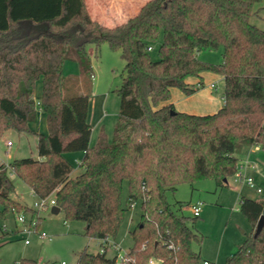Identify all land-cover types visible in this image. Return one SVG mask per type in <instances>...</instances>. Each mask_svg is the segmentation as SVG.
I'll return each mask as SVG.
<instances>
[{
	"label": "trees",
	"instance_id": "1",
	"mask_svg": "<svg viewBox=\"0 0 264 264\" xmlns=\"http://www.w3.org/2000/svg\"><path fill=\"white\" fill-rule=\"evenodd\" d=\"M263 4L148 0L135 15L107 27L91 18L85 0H0V138L10 130L37 136V158L0 162V221L14 212L36 213L13 199L14 177L36 198L53 197L64 219L84 222V236L97 242L114 241L126 211L139 201L140 220L129 231L132 244L124 264H147L151 258L200 264L192 249L198 235L168 203L167 193L206 179L227 187L241 150L252 144L264 149V29L252 21L260 18ZM160 35L158 59L152 60L149 51ZM103 42L121 51L125 73L117 89L113 139L108 142L101 133L90 147V56ZM219 48L220 64L198 59L199 52ZM67 63H75L78 74L66 75ZM205 73L223 78V106L206 115L176 111L171 90L192 95ZM194 79L198 86L190 82ZM39 112L45 114L47 134L28 127ZM69 152L82 153L77 175L65 158ZM183 206L178 202L177 210ZM238 211L251 232L224 264H264V227L254 237L264 199L241 197ZM77 264L117 262L84 249Z\"/></svg>",
	"mask_w": 264,
	"mask_h": 264
},
{
	"label": "rangeland",
	"instance_id": "2",
	"mask_svg": "<svg viewBox=\"0 0 264 264\" xmlns=\"http://www.w3.org/2000/svg\"><path fill=\"white\" fill-rule=\"evenodd\" d=\"M260 12V18L253 17L252 21L261 28H264V4ZM131 17V16H130ZM121 14L108 13L106 17L98 21L107 27L118 25L121 21ZM162 41L160 35L156 42L152 43V50L149 55L152 60L158 59V48ZM88 50L93 51L94 46ZM222 49L214 51H202L198 53V59L210 63L220 64L222 61ZM92 95L89 101V121L91 126L90 147L94 146L101 133L106 140L113 139L114 127L118 120L119 98L117 89L120 87L125 73V62L121 58V51L113 49L108 43L99 45L97 54H91ZM65 74H78V67L75 63L65 65ZM193 81H197L194 79ZM202 83L205 86L213 85L212 89L202 88L192 95H185L178 89H172L183 95L187 100L179 103L174 109L191 113H215L223 105L222 95L224 81L220 75L205 73L202 76ZM41 91V81H37L35 92L38 95ZM176 99L171 91L172 102ZM29 129L41 134H47L45 119L38 118L37 122L28 125ZM7 142L11 146H7ZM37 158V136L33 133H18L7 131L0 138V162L8 165L15 159ZM65 158L73 165V173L77 175L82 167L80 165L82 153L69 152ZM248 159L254 165L255 172L264 178V149L255 145L250 152L244 150L241 159ZM261 185V184H260ZM13 198L20 203L34 209V202L37 198L29 186L20 179L13 178ZM262 186L264 184L262 183ZM231 177L228 179V186L217 188L212 179L199 181L191 187L188 184H180L174 193H167V201L174 211L188 218L187 225L198 235V241L193 242L192 249L200 256V264L208 260L213 264H224L227 257L231 256L237 247L244 241L247 230L250 227L247 220L239 213V189ZM127 187L123 188V204L126 203ZM256 200L264 199L263 194L254 193ZM178 202L184 203L182 210H177ZM202 204L201 215L194 219L190 206L193 203ZM51 209L35 210L33 218L36 221L40 217L37 228L26 232L30 214H25L26 223L20 224L16 215L8 214L5 220L0 221V226H5L7 233L0 229V264H20L24 259L33 260L36 264H77L79 254L86 249L88 253L100 252L96 240L84 236L85 224L82 221H66L63 213L51 214ZM140 202L132 204L124 215V219L116 235L115 241L120 250L109 249L106 252L108 258L122 255L131 247L132 240L129 234L140 220Z\"/></svg>",
	"mask_w": 264,
	"mask_h": 264
},
{
	"label": "crops",
	"instance_id": "3",
	"mask_svg": "<svg viewBox=\"0 0 264 264\" xmlns=\"http://www.w3.org/2000/svg\"><path fill=\"white\" fill-rule=\"evenodd\" d=\"M146 1H148V0H85V4H86L88 13L90 14L91 18L94 19L95 21L99 22L100 21L99 19L100 18L102 19L103 17H106L108 13H112V14H116V15L119 13L122 16L121 21L119 22V24H120V23L124 22L126 19H128L130 16L135 15L138 12V10L140 9V7ZM100 24H102V23H100ZM102 25H104V24H102ZM104 26H106V25H104ZM38 81H41V79L38 80ZM190 82L193 83V84H196V81L191 80ZM195 86H198V84H196ZM202 88L212 89L213 85L211 84L210 86H205L203 84V86L200 89H202ZM171 91H173V93L175 94V97H176V99H174L173 102L171 100L174 108L177 107V105L179 103H183L184 101L187 100L183 95L179 94L178 92H175L174 90H171ZM40 95H41V91H40V93L38 95H36V92L34 90V100L38 101L39 98H40ZM183 110L184 109H180L178 112H185ZM89 113L90 112H89V109H88V121H89ZM185 113L195 114V115H206V114H209V113L198 114V113H191V112H187V111ZM39 117H41L42 119H45V114L39 112L38 113V118ZM254 146H255V144L245 146L241 150V152L238 154V158H239V163L248 164L249 165L248 168H246V170H245V174H246V176L250 177L253 180L255 187L254 188H250L245 183H239V182H236V184L239 187L238 188L239 189V195L241 197H247V198L256 200L254 198V193L258 194L257 191H256V188H260L262 190V192L259 193V194H263V192H264V186H262V183L264 184V178H263L262 175H259V173L255 172L254 165L249 163V160L247 158L246 159H241L242 158V152H244V150H246V149L251 152ZM73 175H74V173H73ZM13 199L18 201L15 198H13ZM49 208L51 209L50 211H51V214H53V215H56V214L60 213V211L59 212H55L53 210L54 209L53 207H48V208H45L44 210L49 209ZM0 227H1L0 229L2 230L3 233H7V229L5 228V226H0ZM246 230L248 232L247 233V235H248L251 232V226L250 227L246 226ZM114 242H116V241L114 240ZM204 262H208L209 264H213L212 262H210L208 260H203L202 263H204Z\"/></svg>",
	"mask_w": 264,
	"mask_h": 264
},
{
	"label": "built area",
	"instance_id": "4",
	"mask_svg": "<svg viewBox=\"0 0 264 264\" xmlns=\"http://www.w3.org/2000/svg\"><path fill=\"white\" fill-rule=\"evenodd\" d=\"M7 146H11V143L7 142ZM248 166H249L248 164L239 163L237 166V170L232 177L234 178L235 182L245 183L250 188H254L255 185H254L253 180L250 177L246 176V174H245V170H246V168H248ZM256 191L258 194L262 192V190L260 188H256ZM33 206H34L35 210L40 211V210H44L45 208H48V207L54 208L56 206V203H55V200L53 197L37 198V201L34 202ZM190 209H191L192 216L194 218H197L201 215L202 204L200 202L193 203V204H191ZM13 214L16 215V219H17L18 223L25 224L27 222L24 213L14 212ZM37 219H38V217H37ZM37 219L35 221L33 216H31V219L29 220V223H28V227L25 228L26 232H31V229L33 227L35 229L37 228V225H38ZM97 243L100 247L99 253H102V254H106V252L109 249L116 250V251L120 250L118 244L110 238L103 239L101 241H98ZM115 257H116L117 264H124L125 262L128 261V259L126 257V253H124L122 255L118 254ZM160 263H161L160 260L155 259V258H151V259H149L147 264H160ZM203 264H209V263L204 262Z\"/></svg>",
	"mask_w": 264,
	"mask_h": 264
},
{
	"label": "water",
	"instance_id": "5",
	"mask_svg": "<svg viewBox=\"0 0 264 264\" xmlns=\"http://www.w3.org/2000/svg\"><path fill=\"white\" fill-rule=\"evenodd\" d=\"M55 212H59V208H54L53 209ZM264 227V216L260 217V219L258 220L257 224H256V228H255V233H254V237L258 236L260 234V232L262 231Z\"/></svg>",
	"mask_w": 264,
	"mask_h": 264
}]
</instances>
